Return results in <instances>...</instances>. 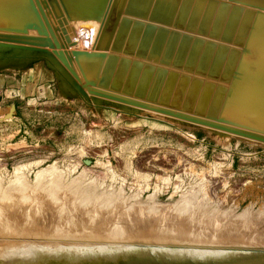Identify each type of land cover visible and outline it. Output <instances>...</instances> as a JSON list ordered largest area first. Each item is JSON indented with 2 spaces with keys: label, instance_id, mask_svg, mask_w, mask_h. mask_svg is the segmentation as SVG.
Here are the masks:
<instances>
[{
  "label": "rangeland",
  "instance_id": "obj_1",
  "mask_svg": "<svg viewBox=\"0 0 264 264\" xmlns=\"http://www.w3.org/2000/svg\"><path fill=\"white\" fill-rule=\"evenodd\" d=\"M167 1L162 5L180 0ZM6 2L0 0V33L49 36L34 2L16 12ZM47 2L50 23L60 28L76 71L94 87L109 46L102 37L96 49L100 36L90 34L85 21L109 10L119 18L120 9L135 19H154L152 8L145 14L138 10V0L126 11L127 0ZM181 2L185 19L195 22V29L179 22L164 25L160 19L154 25L191 36L189 54L203 59L205 68L241 66L233 78L208 71L199 81L192 80L183 96L174 93V84L172 104L161 106L264 133L263 118L229 103L230 93L241 92L250 79L264 74V46L253 44L250 24L256 17L264 24V10L220 0ZM139 23L146 25L144 20ZM36 49L39 52H33ZM174 49L173 55L177 45ZM34 59L58 63L50 48L0 41V72L20 70ZM74 90L82 101L76 111L64 100L22 101L13 118L0 120V264H16L5 262L4 254L20 255L21 248L14 252L19 245L46 251L58 246L124 248L113 252V258L102 250L77 260L65 254L40 264H146V255L127 253L134 244L154 251L153 264H264L258 263L264 262L263 142ZM111 106L119 110L115 119ZM167 248L180 254L185 252L181 249L194 255L213 253L216 258L164 257Z\"/></svg>",
  "mask_w": 264,
  "mask_h": 264
},
{
  "label": "water",
  "instance_id": "obj_2",
  "mask_svg": "<svg viewBox=\"0 0 264 264\" xmlns=\"http://www.w3.org/2000/svg\"><path fill=\"white\" fill-rule=\"evenodd\" d=\"M164 1L168 2L167 0H138V2L135 3L138 7V10H141L143 14L146 13V9H148L149 7L152 8L150 17L160 19L167 24L173 25L175 24V22H179V25H184L186 29H195L197 27L195 22L190 23V19H185L184 13L186 11L183 8L184 5L182 4L181 0L178 4L176 2H173L172 4L174 5H171L169 3H165L164 5H162ZM228 1L234 4H240L242 6L264 10V0ZM33 2L38 10V13L49 36L46 37L40 35L32 36L14 33H0V41L37 46L42 48H50L52 55L58 61V63L54 61L53 67L63 72L68 77L73 87L77 88L80 93H88L89 95H95L102 98H107L114 101L141 107L144 109L153 110L205 127L214 128L220 131L264 143V133L250 130L242 126L218 122L189 112L187 113L179 111L174 108L162 107L161 104H172L170 101V95L175 84V80L178 77V74L175 72L161 71V68L159 67H156L153 70V68H149L146 65L137 63V61L135 60L130 61L128 58H119L116 55L109 53L104 59L102 69L96 80V86L94 87L84 83L74 67V58L72 53L66 50L68 45H66V42L62 39L60 28L50 23L48 17L51 15V10L47 0H33ZM132 3H134V0H127L124 10L126 11L129 5ZM189 10L191 9L189 8ZM128 24V19L124 17L120 19L119 25L110 44L111 49L116 48L120 49L123 53H132L133 50L129 48L130 46L136 47L139 51L140 45H142L143 48L147 46L143 45L142 43L145 39H153L152 46L154 43V54L156 53V55L159 56L160 52L162 51L161 56H163V58H161L159 61L163 62L165 60L166 63L172 64L176 61H183L186 56L187 50L189 49L188 47H190L189 51L192 50L191 36L180 34V32L174 31L172 29L169 30L167 27L149 24L142 25V23H136V21L133 22L130 33L131 31L134 32V30L138 31L141 28L144 29L141 36L139 34L138 37H135L137 45L136 43L135 45H130L132 37H130V35H127V37L125 36ZM113 27V22H105L102 28L100 39L96 44V49H98V47L100 46V42L106 28H108L110 34ZM195 42H197L196 38L194 39L193 43ZM176 45L177 49L175 55H173V52L175 51L174 47ZM108 46L109 42L108 40H106L105 47ZM130 50L132 51L129 52ZM33 52L37 53L39 51H37L36 49L33 50ZM134 54L138 53L134 52ZM121 66L123 67L121 68ZM69 75L74 79L75 82ZM143 79H145V81H143ZM103 85L122 93L118 94L100 88ZM155 102L156 104H154Z\"/></svg>",
  "mask_w": 264,
  "mask_h": 264
},
{
  "label": "bare ground",
  "instance_id": "obj_3",
  "mask_svg": "<svg viewBox=\"0 0 264 264\" xmlns=\"http://www.w3.org/2000/svg\"><path fill=\"white\" fill-rule=\"evenodd\" d=\"M4 1H7L6 4L10 5V6H14L12 8L13 12H16V11H19L21 9H24L25 7H31V2H33L32 0H3ZM222 3H228L230 1L228 0H220ZM120 9V8H119ZM123 9V8H122ZM260 10V9H258ZM125 11V10H124ZM262 12V11H261ZM110 10L109 11H105L103 14H100L98 15L97 17L93 18V20L91 21H85V24L88 28V32L90 34H95V36H100L101 35V32L102 30L100 31H96L94 30L95 28H99V29H102L105 22L106 21H109V22H113L114 24V27H113V32L114 34L112 33H104L102 37H104L106 40H110L114 37L115 35V32L117 30V27L119 25V21L121 18H126L128 19L129 21V24L127 25V29H126V34L125 36L127 37V35H130L131 38V43L130 45H135L136 43V40H135V37H138L139 34L140 36L142 35V32H143V29L144 28H141L139 29L138 31L134 30V32L131 31L130 33V30H131V27L133 26V20L136 21V23H139L141 20H144V22L146 24H149V25H154V22H156L157 20L159 19H152V18H146V17H141L139 19H135L134 17H129L127 15V12L124 13L121 9L120 11L117 12V15L119 16V18H116L114 17L115 15H113L112 13L110 14ZM109 14V16H108ZM263 14V13H262ZM135 17H138V16H135ZM35 17H32V20L31 21H35ZM30 21V22H31ZM251 22V20H250ZM264 22V20H263ZM81 23V22H80ZM37 24V23H36ZM83 24V23H82ZM167 23H164V25H166ZM251 26L253 27V30L255 31V33L253 34L252 33V42L253 44L255 45H263L264 46V24L262 23V20L259 18V17H256V19H252V23H250ZM136 25V24H135ZM142 25H144L142 23ZM167 25H170V24H167ZM160 26L162 27V25L160 24ZM250 26V25H249ZM258 27H261L263 28L262 31H257L259 28ZM111 27V25H110ZM247 26L244 27V29L246 28ZM108 29V28H106ZM141 30V31H140ZM85 32H87V30H85ZM137 32V33H136ZM93 36V35H92ZM103 38V39H104ZM152 42H153V39L150 40V39H145L142 43L143 45H147L146 47H142V45L139 46V51L137 50L136 47L134 46H130L129 48L132 49L130 50L129 52L132 51V53H123L120 49H111L110 48V45L108 47V50L107 52L108 53H111L113 55H116L117 57H124V58H128L130 61H137V63H141L142 65H146L147 67L149 68H156V67H162L164 69H172V70H175V72L178 74V77L176 78L175 80V90L176 92L174 93H177L179 95H182L184 93H186V91H190L191 90V83L193 82L192 80L196 79V81H199L200 78L202 76H204V74H207V72L209 71L211 74V76H215V77H223V76H226V75H230L232 76V78L234 77V74H236V70L240 69L239 66L241 65H235V64H232V66H227V65H224V64H217V67L215 68L213 66L214 69H212V66L211 68H205V63L203 61V59H195L193 58V55L188 53L189 50L187 51V54H186V57H189V58H185L183 59V65L181 64V66L179 67H176V66H172L170 65L171 63H166L165 60L163 62H160L159 60L161 58H163V56H161V52L159 54V56L156 55V53L154 54V43H153V46H152ZM110 44H111V41H110ZM137 45V43H136ZM134 48V49H133ZM134 52L138 53V54H134ZM86 54V53H85ZM207 63V62H206ZM225 64H227L226 62H224ZM231 63V62H229ZM211 65V63L208 65V67ZM214 65V64H213ZM131 66V65H130ZM123 67V66H122ZM130 69V68H129ZM141 69V68H140ZM171 70V71H172ZM214 70V73L212 72ZM170 71V70H169ZM181 75V77H180ZM186 80H188V86L186 85ZM221 82L223 83H227L228 81L225 80V79H220ZM245 89L242 90L241 92H232L230 94H233L232 95V98L229 99V103L232 105V106H238L240 107L241 109H243L244 111H248L249 113H252L253 115H255L256 117H261L264 119V74L259 77V78H255V79H250L248 81V83L245 84ZM264 121V120H263ZM11 196V195H10ZM73 198V197H72ZM76 201V200H75ZM107 201V199H106ZM39 204V203H38ZM73 205V204H72ZM5 206V205H4ZM68 206V205H67ZM76 206V205H75ZM70 207V206H69ZM14 209V207H13ZM75 209V208H74ZM53 210V209H52ZM62 210V209H61ZM68 212V211H67ZM66 212V213H67ZM70 212V211H69ZM36 213V212H35ZM42 213V212H41ZM31 214V213H30ZM53 214V213H52ZM58 214V213H56ZM74 214V213H73ZM54 215V214H53ZM107 215V214H105ZM58 216V215H57ZM56 216V217H57ZM87 216V215H86ZM89 216V215H88ZM109 216V215H108ZM9 217V216H8ZM12 217V216H11ZM43 217V216H42ZM78 217V216H77ZM39 218V217H38ZM48 218V217H46ZM80 218V217H79ZM88 218V217H87ZM69 219V218H68ZM103 219V218H102ZM9 220V219H8ZM50 220V219H49ZM14 221V220H13ZM38 221V220H37ZM73 221V220H72ZM21 222V221H20ZM40 222V221H39ZM59 223V222H58ZM99 223V222H98ZM103 223V222H102ZM106 223V222H105ZM38 224V223H37ZM36 224V225H37ZM73 224V223H72ZM125 224V223H124ZM123 224V225H124ZM1 225V224H0ZM148 225V224H147ZM42 226V224H41ZM145 226V225H144ZM22 227V226H21ZM49 227V226H48ZM105 227V226H104ZM141 227V226H140ZM37 228H40V227H37ZM111 228V227H110ZM136 228V227H135ZM139 228V227H138ZM152 228V227H151ZM49 229V228H48ZM51 229V228H50ZM117 229V228H116ZM125 229V228H124ZM128 229V228H127ZM37 230V229H36ZM42 230V229H41ZM77 230V229H76ZM144 230V229H143ZM27 231V230H26ZM51 231V230H50ZM64 231V230H63ZM128 231V230H127ZM131 231V230H130ZM41 232V231H40ZM56 232H58L56 230ZM62 232V231H61ZM112 232V231H111ZM148 232V231H147ZM52 233V232H50ZM57 234V233H55ZM65 233H62L61 235H64ZM92 234V233H91ZM104 234V233H103ZM128 234V233H127ZM137 234V233H136ZM88 235V234H87ZM143 235V234H142ZM112 236V234H111ZM114 237H116L115 235H113ZM141 236V235H140ZM148 236V235H147ZM45 237V236H44ZM60 238V237H59ZM125 238V237H124ZM142 238V236H141ZM128 239V238H127ZM129 242V241H128ZM65 243V242H64ZM242 243V242H241ZM60 244V243H59ZM69 244V243H68ZM80 244V243H79ZM92 244V243H91ZM121 244V243H120ZM65 245V244H64ZM90 245V244H89ZM94 245V244H93ZM138 245H141V244H134V245H131L129 247V250L127 253H131V254H139L141 253V255L143 256H147V262H145L146 264H153L154 262L150 261V255L153 254L154 255V251H150L148 248H143V245L142 247L141 246H138ZM74 246V245H73ZM75 246H78V245H75ZM86 246V245H84ZM92 246V245H90ZM147 246V245H146ZM16 247V246H15ZM27 247V246H26ZM13 247H11L10 249H12ZM21 248V251H17V250H20ZM55 248V247H54ZM178 248V247H177ZM8 249V248H7ZM6 249V250H7ZM112 249H116L117 251H113ZM199 249V248H198ZM13 250V249H12ZM106 251L108 252L107 253V257H112L113 258V252H122L124 251V248H121V247H107V246H96L95 247H80V248H76V247H72V248H67V247H59L58 248H55L53 250H50V251H46L45 249L43 248H40V249H37V248H31V247H27L25 248V246H20L19 247L17 246L16 250L18 253L20 252V255L18 256H15L14 253H12L9 257L7 255L4 254V260L6 262L7 261H11V263H16V264H27V263H32V262H36L38 264H40L39 262H42V261H48L49 259L53 260V258H57L58 257H62L64 256L65 254H67V257L71 260H77V258H82V257H86L88 256V253H95L97 251ZM178 251V250H177ZM185 251V252H184ZM188 251H192V250H183L181 249V252H184V253H175L174 252V249H164V253H162V255H164V257H167L168 254H171L172 256L173 255H179V256H182V257H188L189 255L190 256H196L197 254H192L191 252H188ZM13 252V251H11ZM203 251H199L198 252V255L196 256L197 259H201L203 257H210V258H216L213 256V253H210V255L208 256L207 254L202 255ZM5 253V252H4ZM56 255H55V254ZM207 253V252H206ZM1 254V253H0ZM2 256V255H1ZM0 256V257H1ZM53 256V257H51ZM56 256V257H55ZM157 256V254H156ZM224 256V255H223ZM164 257H161V258H164ZM228 257V256H227ZM231 257V256H230ZM11 258V260L9 259ZM131 258V257H130ZM160 258V257H159ZM221 259V257H219ZM224 258V257H222ZM32 260V261H31ZM58 260V258H57ZM222 260V259H221ZM231 260V259H229ZM228 260V261H229ZM13 261V262H12ZM137 261V260H136ZM140 261V260H139ZM214 261V260H213ZM212 260H209V262H213ZM226 261V259H225ZM225 261L223 263H225ZM1 262V261H0ZM3 262V263H5ZM131 262L133 263V259L131 258ZM138 262V261H137ZM141 264H143L142 260L140 261ZM221 262V261H219ZM2 263V262H1ZM99 264H110V263H101L100 261H98ZM159 263V262H157ZM218 263V262H215V264ZM233 263V261H232ZM258 263H264V262H258ZM51 264H62V263H51ZM84 264V263H83ZM139 264V263H138Z\"/></svg>",
  "mask_w": 264,
  "mask_h": 264
},
{
  "label": "crops",
  "instance_id": "obj_4",
  "mask_svg": "<svg viewBox=\"0 0 264 264\" xmlns=\"http://www.w3.org/2000/svg\"><path fill=\"white\" fill-rule=\"evenodd\" d=\"M46 61L34 59L20 70L0 72V120L10 119L22 101L37 104L35 102L41 100L49 103L64 100L73 104L75 111L77 104L82 105L68 77ZM108 108L112 110V118H117L116 111L119 110L112 106Z\"/></svg>",
  "mask_w": 264,
  "mask_h": 264
}]
</instances>
